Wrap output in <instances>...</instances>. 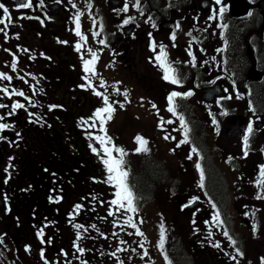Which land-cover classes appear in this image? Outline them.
I'll use <instances>...</instances> for the list:
<instances>
[{"label":"rangeland","instance_id":"obj_1","mask_svg":"<svg viewBox=\"0 0 264 264\" xmlns=\"http://www.w3.org/2000/svg\"><path fill=\"white\" fill-rule=\"evenodd\" d=\"M121 1L122 0H119L117 3L113 2L110 4V8L117 7L118 11L121 12L119 8L122 6H120ZM175 1L176 0H139V8L134 6L136 0L125 1L122 8L127 4L128 11L126 13L129 12L130 17L133 18L132 20H135L140 30L146 25L144 19L146 18L145 15L149 12L155 13L153 21L157 40L156 42L152 40L148 43L144 36H140L141 38L138 39V43L135 46L128 45L127 42L124 49H129V51L126 49L125 53L130 58V62H124L123 59L118 56L124 49L122 52H116L112 42H110V46H108L109 49L105 50L107 54V56H105L103 55V45L100 40L97 41L93 39L92 42H94V44L87 43L86 39L81 40V38L73 32L75 34L73 47L67 41V39H70V37L67 36L69 31L74 30V26L71 22L74 23L76 13L79 16L86 15L88 14L87 10L92 7V9L96 10L95 12H98V14L102 16L103 13L107 12L109 5L108 0H102V2L96 1L97 3L94 0H87L86 2L84 0H52L56 6L57 4L60 5L59 9L62 11V14L55 17L54 20L48 19L46 25H44L45 28L42 31L46 39V50L54 48L57 50L55 56L61 66L64 67V64H67L68 67H72L75 72H77L79 68L81 71L77 76L78 78L80 77L82 83L85 84L84 75L87 74L83 70V54L88 53L89 49L92 50L97 54V63L94 65L95 75L92 76L91 79L93 89L88 87L87 98L85 97L80 101L77 99L78 95H73V104L70 107H68L64 101H61V104L60 102L56 103V100H53L55 99L54 94L57 90L61 89V87L53 91L54 86L51 85L42 99L43 101L40 107L49 108L54 104H60L57 106L64 107L65 117H73L75 120H79L77 131L84 135L87 144L89 132L86 128L81 131L80 127L85 123L86 117L91 118L92 128L94 129L93 146L98 149V156H104V154L102 155L103 150L100 148V142L96 137L105 136V133L108 137L112 138L113 143L109 145V147L115 145L116 147L124 149L126 152L124 156L125 165L128 167V171L131 172L127 182L132 189L134 197L136 198L137 195L139 196V198L135 200H138L140 205L138 206L140 209V220L138 223L141 224L140 227L142 230H140V232L143 233V236L136 235L137 230H130L131 232H129L128 230H124V226H122V229L119 228L117 226V218L114 215H109V212H112L110 209L112 203L110 201L114 200L116 188L113 183L107 180L108 172L103 163V158H101V165L99 157H93V176L91 175V178L94 182L92 184L88 185L86 182L80 183L76 178L68 179L73 185L71 190H74V193L76 192L79 194L80 191L78 189L75 190V188L81 187L83 188L81 189L82 191L86 189V191L91 193L92 200L97 199L98 201V204L93 205V208L99 207L100 209L96 220L93 219V212L90 220L86 221V226L88 228L91 227V231L101 226L103 223L105 224V226L103 225L104 231H106V227H112L111 233L113 234H109V237L108 235L102 237L103 241H99L98 239V229H96V233H92L91 237L88 238L87 244H89V248L92 247V244L95 248L91 254L93 256H99L97 264H105L106 260H109V264H114V251H119V254L126 260V263L125 261H121V264L134 263L140 258V254L137 253L140 242L145 243L149 255L153 256L154 260H149L150 264H184L186 260L181 255H187V253L184 251L179 252V242L177 239H174V237L180 235L183 238L194 240L195 237L198 236V226L193 223H200L207 210L211 218L210 221H207L205 233L209 235V232H211L212 239H217V237L221 235L224 236L221 230L220 232L216 230L218 224L215 225L213 220L214 213L212 208H210L211 205L208 206L202 214H200V211L196 213L199 204L189 209L182 208V211H186L185 214L181 212V205L178 203V199L186 198V194H189L188 197H190V195L191 197H198L199 200L207 201L206 199H208V194L206 195L205 193L207 192L205 188V179L204 189L199 186L200 173L195 167L196 163L201 164V159L197 162V153L192 152V149L195 148L193 144H197V141L198 144H201L205 148L209 167L212 166L216 168V173H218L217 177L225 188L232 187L234 190L241 186V184L243 186L247 184L245 185L248 187L246 193L255 199L254 201L259 202L263 200V207L254 206L255 209H252L253 211L250 214V218H248L251 221V226L253 219H255L256 223L258 220L261 221L256 229H254V227L250 229L251 226L248 227L246 223H242L237 214H235V216L238 221H234L233 224L234 230L241 236L239 240L240 246L248 251L246 256L244 255L246 259H242L239 263L247 264L250 262L251 264H264V199L256 198L258 195H264V188L257 185V181L261 179L259 167L260 165L264 166V127L258 126L255 128L256 137L252 139L253 145H251L252 153L255 154V158H251L244 162H240L238 161L239 159H237L236 162H232V160H230L231 155L227 152L236 148L235 143H233V146L219 143L221 139L220 135L223 132L224 121L226 122L224 116H227V114L223 115L221 113L223 110L218 112L221 120L216 119V123H213V119H215L214 112L213 115L201 113L202 111L198 106V102L201 101V96H199L200 93L197 92V95L184 99V105H186L185 109L189 112V117H187L188 119L185 120V122L187 126L191 125L192 127L195 123L196 127L195 129L193 128L188 137L189 142L183 144L180 143L184 139V132L180 125L179 116L170 114V112L167 111L169 106L167 100L168 93L171 90L177 91L178 89L176 86L183 89L185 86L191 85L192 79L194 78L196 79L195 82L198 81L200 83V86L209 83L217 84L218 92L222 86H230L231 90H233L234 87L238 88L239 91L237 94H239L240 98L228 102L230 116H227L225 125V128L227 127L229 129L230 117L232 115L238 118L235 128L231 130V136L229 137L233 141L238 138L240 135L239 131L244 127V125L240 123V118H246L249 112L254 114V109H256V112L260 113L261 116H264V17L261 13L263 12V8L259 4L260 0H255L253 4L248 2V0H244L245 3L247 1L248 4L255 7L256 11L249 20H247V18L240 19L238 17L243 14V10L234 13L231 10L234 6V0H230V12H228L227 16L220 19L219 24L216 26V31L209 32L200 25L193 26L185 22V26L187 27L186 30L182 32L178 30V38L173 41L169 33L171 32V23H174V20L178 17L183 19L188 17L191 21H194V16L191 15V17H189L188 15L190 14L193 4L196 2V0ZM259 12L261 14H259ZM240 20L244 21L241 22ZM52 21L57 22V25H53L51 23ZM100 25V23L94 25L92 33H101V30H99L100 28H97ZM224 25H226V27H224ZM129 31L131 32V30ZM189 33H191V35H189ZM61 39H65V42H61ZM188 41L202 43L205 45L206 49L207 46L210 45L209 50L206 52L201 50L197 44L195 45L196 51L200 53V56L195 57L194 62H199V64L194 63L195 66L187 62V60H189V55L185 54L184 48L187 46ZM52 43L54 44L52 45ZM153 43H155L156 46L155 51L152 49ZM64 44H68L70 48L65 47L63 50H60V46ZM76 44L81 45L79 52L76 50ZM174 44L175 46H173ZM161 45L165 46L169 62L172 63L176 70H179L178 73L181 79L180 85H173L162 78L163 72H160L158 69L160 67L155 61V57L159 53ZM248 47H250L253 57L250 56ZM58 52L59 56H57ZM210 58L212 60L211 62ZM79 61L82 63L81 68L80 65H78ZM41 66L46 70L48 66L47 62L43 60L37 65V67ZM186 66L191 70V74H187ZM254 67L257 68L255 69ZM34 68L35 66L32 65L30 70H34ZM251 68L255 69V72H258L262 78H251L249 74V69ZM222 72L224 74H220ZM218 74H220V79L216 81L212 79V75ZM101 84L103 85L102 87ZM248 86H251L253 90V94H251L250 97L253 96L255 98L254 107H251V105L249 106L247 99L248 94L246 95L244 91ZM74 88L75 91H78L77 83L74 84ZM94 92H101L103 94L107 92L105 96L108 97L109 103L115 108L113 118L103 125L100 120L96 119L94 116L98 108L105 107L103 96H97ZM204 92V96L209 95L207 88ZM125 93H127L128 101L125 98ZM121 105H123V107H121ZM153 105L160 110H155ZM82 113L84 114L83 116L81 115ZM261 116L258 115L259 118H261ZM162 119L163 121L172 120L173 123H163L161 125ZM44 122V124H46L48 120L45 119ZM104 125L105 127L103 129H105V131H101L100 129ZM165 127L170 133L169 136L167 134L169 139H165L164 133H167ZM69 131L70 129L68 128L63 131L66 133L67 140L72 139V133H67ZM235 131L237 132L235 133ZM137 136H141L148 141V150L146 152L136 151L139 147L136 141ZM170 136H175L177 140L172 141ZM40 138L46 141L49 140L46 136ZM40 138H36V140ZM229 138L227 139L229 140ZM79 142L80 141L77 140L75 145H78ZM71 144V146H66V154L68 153L70 159H72V155L69 154V151L74 147L72 141ZM178 144L180 145L179 147H177ZM196 150L198 151L199 149ZM88 152L90 153L89 149ZM113 155L119 158V154L113 152ZM189 155L192 156V159H188ZM256 161L259 165L258 169H256ZM148 165H158L161 169L162 176L159 178L157 177L158 179H156L157 181L155 180V184L153 183L145 188L143 186V175ZM71 170L73 171L75 168ZM253 171H255V174H252ZM60 176L62 177V175ZM210 176H212L211 172L209 173V178ZM256 176L258 177L257 180H255ZM209 178H207L208 181H206V186L208 187L210 184ZM68 185L69 183H66L64 187L70 188ZM248 185H250V187ZM233 190L230 192L232 197L234 194ZM208 191L210 192V189H208ZM110 193L113 195L108 198ZM195 193H200V195ZM71 196L72 194L70 197ZM68 198L64 201L65 205L63 210H67L68 208L73 209V207H69L70 202H68ZM235 201L236 199L233 198L231 204H234L233 202ZM234 206L238 207L237 205ZM108 207L110 210L107 209ZM104 209L109 212L106 213ZM194 213L196 214L194 218L191 219L189 214L193 215ZM67 218V215L60 213L61 223L59 235H55L56 237L52 239L53 243L49 241L48 248L50 252H48V254L59 246L61 238H63L65 242L73 238L78 239L80 242L87 241L88 233L76 238V234L72 233L70 228H65L66 225H69V227L73 226L74 228L72 219L67 220ZM176 218L179 220L181 218L186 224L182 222L179 224L180 221L176 220ZM99 220L101 222H99ZM178 224L181 226L183 234H180V231L176 232V230L172 229V225L176 226ZM93 225H95V227H92ZM161 225H163L165 230L166 240L163 249L159 247ZM182 225H184L185 228ZM12 230H14V227H12ZM48 232L50 234L47 237L51 238L52 231L48 230ZM125 233L130 236H126ZM171 237L172 239H170ZM122 238H126V241L131 245L129 255L128 250H125L127 249L126 246L124 249H112L114 243H120ZM35 239V231L31 230L29 236L23 231V235L20 237V244L22 245L24 241H29L34 245ZM206 244L211 246L208 251L212 248L219 249V247H213V244ZM223 247L226 248V252H234L235 249L234 244H225ZM31 248L34 249L35 247L33 246ZM135 249H137V251ZM222 250L221 248L218 252H222ZM95 251H97L96 254H94ZM85 252H88L87 246ZM168 252H170V254H168ZM24 253V256L27 257L29 262L32 261L36 264H42L41 261L45 260H42L37 255V252L27 250ZM136 253L137 255H135ZM76 254L77 253H70L68 255V261L75 258ZM46 257H48L47 254ZM247 257L254 258V262ZM60 261L61 264H66L64 260ZM71 263L72 261L69 262V264ZM75 263L95 264L90 261L85 262L81 257H78ZM54 264H57V262Z\"/></svg>","mask_w":264,"mask_h":264},{"label":"flooded vegetation","instance_id":"obj_2","mask_svg":"<svg viewBox=\"0 0 264 264\" xmlns=\"http://www.w3.org/2000/svg\"><path fill=\"white\" fill-rule=\"evenodd\" d=\"M84 1L86 2L87 0ZM94 1L102 2V0ZM125 1L127 2L129 0H122L120 6H123ZM21 2H26V0H0V4H3L8 8L11 16V22H9L7 18L3 17L2 10H0V19H5V23L7 24V27L0 24V29H3V31H0V73H4L12 78L10 81L6 79L0 80V89H8L7 93L0 90V104L7 106L0 108V117H3V119L0 120V123L10 125L9 128L0 131V237L3 238V243H0V264H36L32 261L29 262L27 257L24 256V252L27 250L37 252V255L44 260L41 256V248L44 245L47 246L48 250L45 252V254L49 255L47 257L49 260L48 264H53V258L60 259L70 253L66 242L61 238L59 246L54 248L53 251L48 254V252H50V249L48 248L49 241L53 243L52 239L56 237V234L59 235L61 205H65V198L70 197L72 194V196L68 198V201L70 202L69 207L75 208L80 204L81 206L84 205L85 208H89L91 206V193L86 191V189H84V191L81 190L79 194L76 192L74 193V190H71V188H65L64 185H61L58 182V180L54 179V174L50 173L49 159L43 154V151L48 144H45L43 142L44 140L40 137L48 136V132L52 134L51 130H53L55 139H53L52 147L57 146L60 149L59 153L67 159L68 153L66 154V146H71L72 141L74 147L69 151V154L72 155V160L74 161L73 164H82L81 167L85 169V182L88 185L92 184V124L91 122L85 124L86 130L89 132L87 144L84 135L77 131L78 127L74 126L67 120H60L58 118L61 115L65 117V114L64 107L57 105H60L61 101H64L67 106L70 107L73 104V95H78L77 99L80 101L85 97L87 98V85L90 83L92 87L89 88L93 89L91 81L93 75L87 74L90 79L86 80L84 78L86 84L82 83L80 77L78 78L77 76L81 71L79 68L77 72H75L73 71V68L68 67L67 64H64V67L61 66L55 56L57 50L55 48L46 50L45 48L47 45L42 30L45 28L44 25H46L48 19L54 20L55 17L62 14V11L59 9L60 5L57 4L56 6L52 0H32L33 6L31 8L19 9L17 8V5ZM113 2L117 3L119 0H108L109 5L107 12L103 13L101 16L102 28L99 35H93L94 33H92L93 26L91 24V11L89 14H86L84 18H79L80 31L86 38L87 43L94 44V42H92L93 39L103 41V55L107 56L105 50L109 49L108 46H110V42L113 43L116 52H122L127 42L128 45L135 46L138 43V39L141 38L140 36H144L148 43L152 40L156 42L157 34L156 30L153 28L154 24H152V20L155 18L154 12L150 13L149 18L145 15L146 25L140 30L135 20L130 19V14L128 15V13L123 11L124 8H122V6L119 7L121 12L118 11L117 7L110 8V4ZM175 2H179V0H176ZM248 2L253 4L255 0H248ZM197 4L199 5V8ZM223 4L227 6V10L223 15L224 17L230 12L231 1L223 0ZM219 7L220 6L215 4V0H196L190 10V14L188 15L189 17L193 15L195 20L191 21L188 17H185V19L179 17L176 18L174 23H171V32H169L170 37L175 33V40H177L178 30L182 32L187 28L185 22L193 26L200 25L209 32L216 31V26L219 24L221 18L217 16L214 19H210V17L214 15V10H217ZM255 11L256 8L251 5L250 12L247 14H241L238 18L241 19L247 17L246 15L251 12L255 14ZM95 13L98 14V12ZM259 14L261 13L259 12ZM76 18L77 13L74 18V23L71 22L74 26V30H70L67 35L70 37L67 41L72 47L76 34ZM249 19L250 18L247 17V20ZM125 20H129V23L125 24ZM240 21L242 22L244 20ZM51 23L57 25V22L55 21H52ZM177 25H179V27H177ZM129 30H131V32ZM61 42H65V39H61ZM53 44L54 43H52V45ZM196 44L205 52L210 48V45L207 46L206 49L205 45L202 43L188 41L187 46L184 48V51L186 52L185 54H188L189 51H191L194 57L200 56V53L195 49ZM65 47L70 48L68 44H64L60 46L59 49L63 50ZM126 49L118 54V56L123 59L124 62H130V58L125 53ZM91 52L93 51L91 50ZM57 56H59V52ZM90 59H92V56L88 51V53L83 54L82 63L84 60ZM43 60H45L48 65L46 70L42 66L37 67V65ZM211 61L210 58V62ZM187 62L191 65L193 64L192 56H189ZM14 63L15 70H13L12 67ZM82 63L80 61L78 62L80 68ZM194 63L199 64V62ZM32 65L35 66L34 70H30ZM158 69L161 73L163 72L161 68ZM85 76L86 75H84V77ZM213 76L215 77L216 75ZM218 79H220V77H217L216 80ZM195 80L196 79L193 78L191 85L185 86L183 89L176 86L178 89L177 92L185 93L192 91L194 93L193 95H197V92L200 93L199 96H201V101L198 102V106L202 111L201 113L212 114L213 110H215L216 113L223 110L227 113V116H230L228 102L235 100L237 98V93L231 90L230 86H227L230 91H225V88L222 87L223 92L216 95L214 86L211 83L200 86V84H197L199 82H195ZM75 83H77L78 91H75ZM51 85L54 86L53 91H56L58 87H61V89L57 90L54 94V100H56V103L60 102V104H54L53 106L55 107H42L38 111L40 115L32 116L29 109V99L34 98L35 93H33V90H39V95L36 94V96L39 100L43 101L42 99ZM206 88L209 91V95L204 96V90ZM13 90L22 91L24 96L13 94ZM171 92L172 91L168 94ZM229 96L231 99L226 98ZM221 97L227 100L224 102L225 106H221L220 104ZM186 98L187 97L184 96L176 98L175 106L177 110L188 112L185 109L186 105H184V99ZM17 102L23 104L24 108L16 109L15 112H13L12 106ZM154 109L160 110L156 107ZM258 115L261 116L260 113L253 114L249 112L246 118H240V123L243 124L244 127L239 131L240 135L234 141L229 137L231 136V130H234L235 128L236 120L238 118L233 115L230 117L229 129L227 127L225 128L227 120L226 122L224 121L223 132L220 135L221 139L219 143L232 146L233 143H235L236 148L227 152L231 155L230 160H232V162H236L237 159H239L238 161L240 162H244L251 158H255V154L252 153V151L248 152L247 156H244L243 136L247 131L248 124L252 123L253 133L250 136L249 142L253 143L252 139L256 137L255 128L258 126L264 127V116L259 118ZM45 119L48 120L46 124H44ZM88 121H90V119H88ZM66 128L71 131L67 133H72L71 140H67L66 133L63 132ZM236 132L237 131H235V133ZM36 138L40 139L36 140ZM227 138H229V140ZM77 140L80 142L78 145H75ZM55 142H60L61 144L55 145ZM250 143L249 146H251ZM88 149L90 150V153L88 152ZM50 161L51 167H53L52 159H50ZM69 161H71V159ZM44 162H46L47 165ZM255 164L256 169H258V162L256 161ZM209 169L210 171L213 170L214 174H216L217 171L215 167L213 168L211 166ZM252 174H255V171H253ZM257 179L258 177L256 176L255 180ZM245 185L243 186L241 184V186L234 190L232 187L225 188L223 186L225 191L224 198L216 196L218 203H216L214 207L221 208V206H223L227 208L223 213V218L225 219L223 220V223L234 221L237 219L235 216V214H237L242 223H246L249 227L251 226V221L248 218H250V214L253 211L252 209H255L254 206L263 207V200L259 202L254 201L255 199L246 193L248 187ZM248 186L250 187V185ZM231 190L234 192L233 197L230 194ZM188 195L189 194H186V198L183 199L177 198L178 203L181 205V212H184L185 214L186 211H182V208L189 209L194 206L188 204L190 200L187 197ZM233 198H235L236 201L233 202L234 204H231ZM185 205L188 206L185 207ZM234 205H237L238 207ZM208 206L210 205L207 203H200L198 207L200 210L197 209L196 213L198 211H200V214L204 213ZM196 213L193 215L189 214V217L195 216ZM210 217L211 215L207 210L203 215L202 221L200 223H194L198 226V236L195 237L194 240L187 239L189 243H195L200 250L196 253L197 256L192 259V264H237L238 258L236 252H226L224 250L218 252L221 249L220 246L219 249L212 248L208 251L211 246L206 243L213 244V247H216L215 245L219 243H223L222 245L232 244V240L227 238V236H219L217 239H212V236L205 233V226L207 224L206 220ZM179 221V224H181V222L186 224L181 218ZM254 223L255 219L252 220V226L250 229L253 228ZM217 224L218 223L215 221V225ZM12 227H14V230H12ZM217 227L216 230L220 232L221 228L219 226ZM31 229L35 231L37 237V239L34 240V245H32V247H35L34 249L27 245L25 241L24 244H20V237H22L23 231L29 236V230ZM41 229L43 230V235L38 236L37 233ZM48 230L52 231L51 238L47 237L50 234ZM233 257H235V259H233ZM41 262L42 264H45L46 261L44 260Z\"/></svg>","mask_w":264,"mask_h":264},{"label":"snow or ice","instance_id":"obj_3","mask_svg":"<svg viewBox=\"0 0 264 264\" xmlns=\"http://www.w3.org/2000/svg\"><path fill=\"white\" fill-rule=\"evenodd\" d=\"M215 4L220 6L217 10H214V15L212 17H210V19H214L217 16H219L220 18L223 17L225 11L227 10V6L223 4V0H215ZM32 5V0H26V2H21L17 5V8L19 9H27V8H31ZM135 7L139 8V0H136V3L134 5ZM0 10H2V14L3 17L7 18V20L9 22H11V16L9 14V10L7 7H5L3 4H0ZM123 11L127 12L128 11V6L127 4L125 5ZM133 19V18H130ZM76 35L79 36L81 38V40H85L86 38L81 34L80 31V21H79V16H77L76 18ZM125 24L129 23V20H125L124 21ZM0 24H3L5 27H7V24L5 23V19H0ZM153 27H155V25H153ZM177 27H179V25H177ZM224 27H226V25H224ZM0 31H3V29H0ZM93 35H99V33H94ZM189 35H191V33H189ZM171 39L173 41H175L176 36L175 33L172 34ZM101 43H103V41H101ZM175 46V44L173 45ZM81 48L80 44L76 45V50L79 52ZM155 43H153L152 45V49L153 51H155ZM89 52L91 53L92 59L90 60H84L83 61V70L86 74H91V75H95V70H94V65L96 62V53L91 52V50L89 49ZM189 56H192L193 59V66L194 65V61H195V57L193 55V53L191 51H189ZM155 61L158 63V66L162 69L163 71V79L167 82H170L173 85H180L181 84V79L178 77L177 74V70L176 68L173 67L172 63L169 62L168 60V54L167 51L165 49V46L161 45L160 46V51L159 53L156 55L155 57ZM13 70H15V63L13 64ZM11 80L12 78L10 76H7L4 73H0V80ZM85 79H90L89 76H85ZM214 83V81H213ZM88 87H92L91 84L89 83L87 85ZM103 85L101 84V87ZM2 91H4L5 93L8 92L7 88L4 89H0ZM13 94L15 95H19V96H24V93L22 91H16L13 90ZM95 95L97 96H103V103L105 105V107L102 108H98L95 113L94 116L96 119L100 120L101 124L103 125L104 123H106L107 121L111 120L113 118V113L115 111V108L113 107V105L111 103H109V99L107 96H104L103 93L101 92H94ZM194 93L192 91H188L185 93H180L177 91H173L169 94V96L167 97L168 100V108L167 111L172 113L173 115H177L176 112V106H175V100L177 97L180 96H184V97H190L192 96ZM125 98H127V93L124 94ZM27 98V97H25ZM227 99H231V97H226ZM237 98L239 97V94H237ZM219 103V102H218ZM7 107L4 104H0V108H4ZM51 107H55V106H51ZM121 107H123V105H121ZM153 107H155V105H153ZM20 108H24V105L21 103H15L12 106V111L15 112L16 109H20ZM223 114H227V113H223ZM3 117H0V120H2ZM179 121H180V125L181 128L183 129L184 132V139L180 142L181 144L183 143H188V133L190 131V129L187 126V123L185 122L183 116H179ZM163 123H168L171 124L173 123L172 120H167V121H163V119L161 120V125ZM213 123H216L215 119H213ZM10 125L8 124H4V123H0V131H3L7 128H9ZM102 131H105V129H103V127L101 128ZM253 133V125L252 123H249L247 126V131L243 136V145H244V156L248 155V149H249V139L250 136ZM96 139L100 142V144L102 145V150L104 153V156L106 157L103 160L104 165L106 166V170L108 172V177L107 180L111 183H113L114 187L116 188V192H115V199L113 201H111V203L113 205H116L119 209H124L127 212H132L135 213L137 212V208L134 204V200L135 197L133 195V192L131 190V188L129 187L127 180H128V171H126L123 167V165L125 164V160H124V156L126 155V152L124 149L116 147L115 145H112L111 147H109V145L112 144V138L108 137L105 133V136H100V137H96ZM165 139H169L168 136H165ZM136 141L139 144V147L136 149L137 152H146L147 149V144L148 141L146 139H144L141 136H137L136 137ZM180 145L178 144L177 147H179ZM93 152H97L96 148L92 149ZM197 150L195 148L192 149V152H196ZM113 152L119 154V158H117V156L113 155ZM188 159H192V156L189 155ZM195 167L197 168V170L200 173V182H199V186L201 188L204 187V170L201 167L200 163H196ZM260 177L261 179H259L257 181V185L261 188H264V166L260 167ZM257 199H264V195H258L256 197ZM58 202V201H57ZM188 205H185V207H187ZM214 207V205H213ZM80 205L76 206V209L79 210ZM109 215H114L113 212H109ZM213 220L216 221L218 224H222L223 221L220 220V216L219 213L217 212L214 217ZM128 223L131 227L136 228V224L133 222L132 217L128 218ZM77 228H81L83 227L82 225H77ZM92 227H95V225H93ZM38 236H42L43 235V230L41 229L40 231H38L37 233ZM136 235H140L143 236V233L139 231V229H137L136 231ZM225 236H228L227 231L224 232ZM209 236H211V232H209ZM78 238H79V234H78ZM229 239L231 240V237H229ZM43 242V241H41ZM0 243H3V238L0 237ZM123 243V241H122ZM164 244H165V230L163 228V225H161V232H160V241H159V247L161 249L164 248ZM232 244H235V241H232ZM216 247H219V244L215 245ZM27 250V249H26ZM78 251L83 252V249L78 248ZM237 253L239 255H243V253L239 252V249H237ZM145 255H147V253L145 252ZM41 256L43 257V252L41 253ZM167 259V257H166ZM233 259H235V257H233ZM45 264H47V262H45Z\"/></svg>","mask_w":264,"mask_h":264},{"label":"trees","instance_id":"obj_4","mask_svg":"<svg viewBox=\"0 0 264 264\" xmlns=\"http://www.w3.org/2000/svg\"><path fill=\"white\" fill-rule=\"evenodd\" d=\"M67 119H68L69 122H71L75 126L73 120H70L68 117H67ZM51 132H52V134H50V132H48V136H46V137L49 138V140L48 141H46V140L43 141L45 144H48V146L44 149L43 154L49 159L50 171H55L56 172L55 178L58 179L59 174H60V175H62V180L67 183L69 181L68 179H70V174H69V171L65 169V167H69V162L70 161H69V159L64 158L59 153L60 149L57 146H53L52 147L53 139H55L54 138L55 134H54L53 130H51ZM54 144L55 145H60L61 143L60 142L59 143L55 142ZM50 159H52L53 167H51ZM73 162L74 161L71 159V164L72 165H74ZM44 163L47 165L46 162H44ZM210 172H211L212 176H210V178H209V182H210L209 187L211 188L212 192L217 197L224 198L225 191L223 189V185H222L220 179L216 175L217 173L214 174L213 170L210 171ZM70 173L72 174V177L76 178L80 183L81 182H85V169L82 168L80 165H78V164L75 165V170L70 171ZM143 176H144L143 177V186L145 188H147L150 185H152L153 183L155 184V182L157 181L156 179H158L159 177L162 176V172H161V169L158 167V165H148ZM66 198H65V200H66Z\"/></svg>","mask_w":264,"mask_h":264},{"label":"water","instance_id":"obj_5","mask_svg":"<svg viewBox=\"0 0 264 264\" xmlns=\"http://www.w3.org/2000/svg\"><path fill=\"white\" fill-rule=\"evenodd\" d=\"M260 5H262V8H263V15H264V0H261L260 1ZM248 4H246L245 3V1L244 0H234V6H233V8H232V11L234 12V13H236V11L235 10H237L238 8H240V7H242V9L241 10H243V12H245L247 9H248ZM239 10V9H238ZM239 12V11H238ZM251 52V51H250ZM252 53V52H251ZM250 73H251V77H253V78H258V79H260L261 77H260V75L259 74H257V72H255V69H250Z\"/></svg>","mask_w":264,"mask_h":264}]
</instances>
